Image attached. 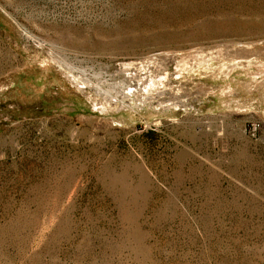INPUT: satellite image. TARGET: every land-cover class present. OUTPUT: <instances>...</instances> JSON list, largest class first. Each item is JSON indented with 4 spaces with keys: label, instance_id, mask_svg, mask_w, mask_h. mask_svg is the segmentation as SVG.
<instances>
[{
    "label": "rangeland",
    "instance_id": "1",
    "mask_svg": "<svg viewBox=\"0 0 264 264\" xmlns=\"http://www.w3.org/2000/svg\"><path fill=\"white\" fill-rule=\"evenodd\" d=\"M0 264H264V0H0Z\"/></svg>",
    "mask_w": 264,
    "mask_h": 264
},
{
    "label": "bare ground",
    "instance_id": "2",
    "mask_svg": "<svg viewBox=\"0 0 264 264\" xmlns=\"http://www.w3.org/2000/svg\"><path fill=\"white\" fill-rule=\"evenodd\" d=\"M154 88V87H153ZM151 89V88H150Z\"/></svg>",
    "mask_w": 264,
    "mask_h": 264
}]
</instances>
